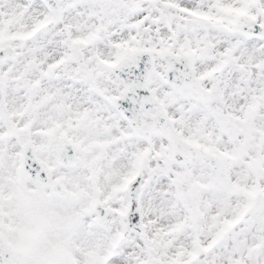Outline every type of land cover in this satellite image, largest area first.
Segmentation results:
<instances>
[{
	"label": "snow or ice",
	"instance_id": "obj_1",
	"mask_svg": "<svg viewBox=\"0 0 264 264\" xmlns=\"http://www.w3.org/2000/svg\"><path fill=\"white\" fill-rule=\"evenodd\" d=\"M0 264H264V0H0Z\"/></svg>",
	"mask_w": 264,
	"mask_h": 264
}]
</instances>
